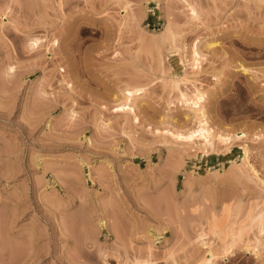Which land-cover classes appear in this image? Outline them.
<instances>
[{
    "label": "rangeland",
    "instance_id": "rangeland-1",
    "mask_svg": "<svg viewBox=\"0 0 264 264\" xmlns=\"http://www.w3.org/2000/svg\"><path fill=\"white\" fill-rule=\"evenodd\" d=\"M188 1L195 17L181 0H0V264H197L264 209V0ZM135 86L138 122L114 109ZM196 86L209 125L245 135L174 139ZM255 226L216 263L264 264Z\"/></svg>",
    "mask_w": 264,
    "mask_h": 264
},
{
    "label": "bare ground",
    "instance_id": "bare-ground-1",
    "mask_svg": "<svg viewBox=\"0 0 264 264\" xmlns=\"http://www.w3.org/2000/svg\"><path fill=\"white\" fill-rule=\"evenodd\" d=\"M181 1L187 7V9L191 13L192 17H195L197 15V11H196L195 7L192 5V3L190 1H188V0H181ZM125 5H127V2L124 4V8H122L121 12H124V13L126 12ZM1 19H2V21H6V16L3 15V17ZM32 43L37 44V40L34 39L31 42V44ZM53 43H55V42L53 41ZM205 46L207 48H210V47H212V43L207 42L205 44ZM29 47L33 48L32 46H29ZM190 55H191V59H192V68H194L196 70L198 69L197 72L201 71L199 67H200V64H201L200 63L201 62L200 58H201L202 55L199 52V48H198V44L197 43L194 44L193 47L191 48ZM178 57H179V60L182 63L183 59L181 58L180 54L178 55ZM238 66L240 67V69L243 72L247 71V68L245 66H243L242 63H239ZM12 67L13 66H10L8 69L10 70V69H12ZM60 69L64 70L63 68H60ZM263 76H264V74H263ZM179 80H182V78L173 79L172 80V84H171L172 87H174ZM66 84L69 85L70 83H66ZM262 85H264V82L262 83ZM143 92H144V86L143 87L142 86H138V87L135 86V87H131V88L130 87H125L122 90V94H123L124 100H122V102H119L115 106V108H114L115 111H120V112L126 113V114H132L133 121L134 122H138L139 121V117L135 113L134 103H133L132 100H133V98H136L137 96H139ZM180 95L182 97V102L185 105H187L192 110L193 116L197 120V122H196L197 124L193 128H189L188 127L189 129L187 128V130L183 129L185 131H181V130H175V131L171 130L170 131V130H167V132H169L173 136L174 139L180 141L183 144L184 143H198L202 149H206V150H204V152H206L208 150L207 147L214 148L213 147L214 146V140H216V139L218 140V142L220 141V143H223V142L224 143H230L229 140L232 137H234V136L240 137V135H245L244 132H238L235 135L231 134V136L228 135L227 133L226 134H222V133H219V132L215 131L209 125L207 116H206V114L204 112V101H205L206 94H205L204 91L200 90L199 87L196 86L194 88V91L190 95H186L184 92H180ZM256 136L257 137H261V136L264 137V132L262 134H258ZM202 149H200L201 152L203 151ZM241 149H242V153H243L242 160L246 164H248V162H247V148L245 147V145H242ZM212 151H214V150H212ZM247 220H248L247 223H246L245 220H243V222L245 224L244 223L242 224L241 221H240L241 223L238 222L239 223V224H237L238 228L234 227V229H233V226L230 225L232 228H231V230L229 232H228V230H226L228 228H225V230L228 233L225 230H223L224 233H225V234L224 233L223 234L226 235V238L229 236L228 240H225L224 239L225 237L222 238V236L220 235L221 234L220 231H222V230L219 229L220 230L219 231V230H217V229L215 230L213 228L214 229V233L216 231H219V233H217V232L216 233L218 234V236H221V237H219V239L221 238L220 241L222 242V248L220 247L221 249L218 250L216 248H213L208 242H203L204 244H208V245H207V248L204 250V252H203L204 254H202L201 258L200 259L198 258V260H199L198 263L199 264H217L216 263V259L219 258V257H224L226 254H228L232 250V248L236 245V243L239 240H242V238L247 237L245 235L246 234L245 232L249 231V228H251V226H253V225L254 226L256 225L255 227H257V231H259L258 233L261 234V232H264V228H263V225H264L263 224L264 223V209L259 210L257 213L255 212L254 215H249V218L247 217ZM213 224H216V223H210V225H212V227L214 226ZM216 226H217V224H216ZM209 227L210 228H208L209 229L208 232L210 230H212L211 226H209ZM215 228H217V227H215ZM245 241H246V243H244L245 250L246 251L253 250L255 253H257V251H256L257 250V244L252 245L250 243L249 239H247V238H246V240H244V242ZM220 246H221V244H220ZM140 263L141 264H149L150 261L148 259H146V258L143 259V260H136V259L133 260V264H140Z\"/></svg>",
    "mask_w": 264,
    "mask_h": 264
}]
</instances>
